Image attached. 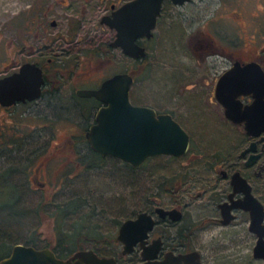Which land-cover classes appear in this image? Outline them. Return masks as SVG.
Segmentation results:
<instances>
[{"label":"flooded vegetation","instance_id":"flooded-vegetation-1","mask_svg":"<svg viewBox=\"0 0 264 264\" xmlns=\"http://www.w3.org/2000/svg\"><path fill=\"white\" fill-rule=\"evenodd\" d=\"M61 1V4L66 7H73L74 5L71 0ZM75 1L82 6L81 8L85 13H88L93 7L91 3L96 0ZM131 1L136 0L99 1L105 5L104 13L98 14L101 24L99 27L106 28L109 31V37L98 38L95 36V38H92L95 31L91 29L88 38H66L64 42L66 41L69 46H72L71 51H64L61 48L63 45H55L54 57H48L46 47L39 46L36 48L32 45L30 48L31 56L34 55L32 60L28 58L21 63L12 65L13 70L10 73L0 76L1 78L19 71L21 65L27 62H34L43 71L45 83L40 97L32 101L18 102L12 104V106L0 103V112L23 105L29 106L32 110L33 118L37 122L33 127L36 136L27 145L20 146L23 130L19 127V124L13 125L12 145L9 146H14V150L11 149L9 152H13L18 164L22 163L21 168L30 167L32 169L31 174H29V171L27 172V187H24L22 191L35 194L41 193L42 195L56 193L52 196L55 199L52 200L53 209L51 212H53L52 215L55 216L57 221L60 220V224H64L62 231L60 229L54 233L55 237L52 242L47 241L35 229L31 232L33 240H29L27 243L25 240L17 243L13 242L11 248L7 251L0 248V261L12 256L14 246L23 244L28 247H35L37 250L49 249L55 257L62 261L61 264H94V260L97 258L96 255L105 260L104 264L164 263L173 257L187 255L192 252H199L198 256L201 264H210L203 250L206 248L205 241L208 236L235 242L242 239H251L252 256L253 259L255 258V246L260 235L264 233V130L258 135L248 134L246 122L235 123L231 120L225 114L227 107L218 100L216 88L220 77L235 62H240L244 66L246 63L258 61L264 68V57L257 55L246 58H228L222 71L214 74L213 81L207 91L209 95L207 98L213 106L210 110L216 109L215 111L220 116L218 119L216 116L217 122L215 123L219 132L213 131V137L209 136L203 142L202 149L197 147V143L195 144L196 138L191 133L192 131H189L190 129L186 127L184 121L177 117L174 111L162 109L160 106L146 103L137 96H133L136 76L129 71L116 72L112 76L119 73L131 74L134 78V84L130 91L132 104L153 108L157 117L159 114H171L187 130L191 139L187 153L183 156L160 155L149 157L137 169L133 164L123 162L117 157L103 156L89 143V130L98 123L96 120L97 115L108 104L93 95H84L82 91L100 89L102 83L112 78V76L95 79L90 70H81L82 58H107L110 60L123 55L124 58L135 62L144 61L150 55L149 45L152 40H155L156 31L164 18L167 4L170 3L173 7L184 8L195 0L176 5L172 0L162 1L161 13L158 16L154 35L151 38L144 36L137 39V43L147 51L144 59L131 58L123 52V48L115 46L113 43L117 38V30L109 27L104 22V20L112 17L114 12L120 9L121 6L131 3ZM258 11L260 12V9ZM245 18V21H248L246 16ZM211 19H214V17H211ZM239 19H243L242 14ZM34 22L35 24L27 30L30 35L38 28L36 21ZM237 24L242 26L240 22H237ZM254 24H257L259 28H264L263 22L255 21ZM51 25L58 26V21L53 20ZM77 46H81L79 47L81 53L74 50ZM88 52L93 57L88 55ZM236 89L227 87L222 92L231 95L236 93ZM254 99L252 93H242L237 97V101L242 103L244 107L252 104ZM52 104L58 107V111H74L72 114L82 115L80 134H73L69 139L71 138L73 143L82 142L84 145L78 148L73 146L71 150L63 153L66 164H68V160L72 161L71 154H76L80 160L78 161L79 166L85 165L86 161H81L83 159L82 155L90 154L89 157L95 156L99 160L112 159L114 163H120L129 169L133 189L131 208L119 216V220L112 228L101 231L97 226L96 228L90 227V229L78 230V227L74 229L64 220L79 212L81 205H77L79 201L73 199L72 191L80 186L74 185L73 189L72 180L66 179L69 176L68 172L63 174V178L70 180V183L68 181L66 183L64 179L63 183L59 185L55 173H52L50 164L51 159L54 157L51 154L53 133L50 108ZM3 131L2 129V134H0V160L7 158L6 143L11 141ZM161 157L178 162L179 167L172 170L171 174L161 176L155 174L156 170L149 169L148 166L150 162L159 160ZM25 162L29 165L27 166ZM31 163L35 164L30 166ZM143 170L144 172L141 173ZM138 172L141 173L140 176ZM139 177L148 180L146 192L139 191ZM59 189L72 192L66 193L67 198L61 203L56 198L61 191L58 192ZM6 192H10V188ZM172 211L175 213L172 214ZM100 213L103 215L102 212L95 211V213L81 216L80 219L83 220L84 227H89L87 221L96 222L100 219L96 218ZM143 213L146 214L145 220H140V215ZM129 219L140 220L138 221L140 230L136 233V243L133 251L127 254L124 253L126 243L119 238V235L122 225ZM38 222H40V219ZM142 227L145 228V231L141 230Z\"/></svg>","mask_w":264,"mask_h":264},{"label":"rangeland","instance_id":"rangeland-1","mask_svg":"<svg viewBox=\"0 0 264 264\" xmlns=\"http://www.w3.org/2000/svg\"><path fill=\"white\" fill-rule=\"evenodd\" d=\"M99 1L105 0L94 1L91 3V11L85 13L75 0H71L74 2L73 7L63 6L61 0H0V76L10 73L13 70L12 65L28 58L32 60V45L36 48L46 47L48 57H54L55 45H63L61 48L64 51H71L72 46L64 42L66 38H88L91 29L95 31L92 38L109 37V31L99 27L101 24L98 14L105 11V5ZM262 1L195 0L184 8L173 7L168 3L155 40L149 45L150 55L146 57L145 63L126 59L123 55L110 60L82 58L81 70H90L95 79L110 77L121 71L135 74L137 83L133 96L162 109L174 111L189 131H192L197 147L202 149L203 142L209 136L213 137L214 132H219L215 123L216 116L217 119L220 116L216 109L210 110L213 106L207 98L214 74L222 71L228 58L257 55L264 57V28L254 24L255 21L264 23ZM241 14L242 20L239 19ZM245 16L248 21H245ZM53 20L58 21V26L51 25ZM34 21L38 28L30 35L27 30L35 24ZM79 47L81 46L74 50L81 53ZM50 111L53 133L51 154L54 156L50 161L52 173H55L59 185L65 179L63 174L68 172L66 179L72 180L73 189L74 185L80 186L72 191L73 199L79 201L77 205H81L79 212L67 220L64 217V220L72 228L78 227V230L97 226L101 231L112 228L119 216L131 208L133 189L128 167L114 163L112 159L102 161L95 156L89 157L90 154L82 155L81 161L86 162L81 167L76 154H71L73 159L66 164L63 153L73 148L69 137L80 134L82 115L72 114L74 111H58L54 104ZM33 116L32 110L26 105L13 107L8 111L2 110L0 134L3 129L4 134L11 140L13 125L19 124L23 130L20 146L27 145L36 136L33 132L36 122ZM82 144L81 142L79 146ZM9 145H12V140L6 143L8 159L0 160V195L8 194L5 202L17 200V207H6L4 212L0 208V241L13 239L17 243L29 240L31 232L36 229L47 241L52 242L54 233L60 229L62 231L64 227L51 212L52 200L55 199L52 196L56 193H47L45 196L22 191L27 187V172L31 174L32 169L20 167L22 163L18 164L13 152H9L14 150V146ZM34 164L31 163L30 166ZM148 167L161 176L171 174L172 170L179 167V163L161 157L150 162ZM141 173L138 172V175ZM147 184L146 178L139 177L140 192H146ZM4 187L6 190L10 188V192L2 190ZM72 192L61 190L56 198L61 203L67 198L66 193ZM95 211L102 212L103 215L100 213L96 216L100 218L96 222L87 221L89 227H84L81 216ZM219 239L208 236L205 241L204 255L210 264H264L263 260L253 259L251 239L238 242Z\"/></svg>","mask_w":264,"mask_h":264},{"label":"water","instance_id":"water-1","mask_svg":"<svg viewBox=\"0 0 264 264\" xmlns=\"http://www.w3.org/2000/svg\"><path fill=\"white\" fill-rule=\"evenodd\" d=\"M163 0H136L120 7L112 17L104 20L109 27L117 30L113 43L123 48L128 56L144 59L145 48L137 43L138 37L154 35L161 13ZM184 4L189 0H172ZM216 93L218 100L226 108L225 114L237 122H246V130L258 135L264 130V68L257 62L241 65L240 62L227 69L218 80ZM45 83L42 69L34 62L24 63L21 69L0 78V103L12 106L23 101L40 97ZM134 78L129 73H119L105 80L100 89L82 91L93 95L108 106L97 115V124L89 130L91 146L103 156H113L123 162L133 164L138 169L149 157L160 155L183 156L190 145V136L185 128L170 114H159L151 107L133 105L130 91ZM236 89V93L226 95L225 88ZM252 93L254 102L246 107L237 101L239 94ZM174 214L175 212H171ZM146 214L140 215L145 220ZM129 219L121 229L119 238L126 243L124 253H131L139 232L138 221ZM139 227V228H138ZM141 230L145 231L142 227ZM13 254L0 264H61L49 249L37 250L32 246L18 244ZM82 254V253H81ZM79 254L80 256H82ZM199 252L176 256L164 263L145 264H201ZM94 264H104L105 260L96 255ZM254 257L264 261V233L255 246ZM48 260V261H47Z\"/></svg>","mask_w":264,"mask_h":264},{"label":"trees","instance_id":"trees-1","mask_svg":"<svg viewBox=\"0 0 264 264\" xmlns=\"http://www.w3.org/2000/svg\"><path fill=\"white\" fill-rule=\"evenodd\" d=\"M147 58H145V60H146ZM145 60L143 61V63H145ZM136 83H137V81H136ZM84 143H86V142H84ZM79 144H81V143H73V145L74 146H76L75 148H78V147H80L79 146ZM82 145H84V144H82ZM103 161V160H102ZM2 190H5V192L7 191L6 189H5V187H4V189H2ZM1 190V191H2ZM7 195L8 194H5V193H3V194H1L0 195V202H1V200H4V202H1V205H0V208H2V212H4L5 210V208L6 207H15L16 206V204H15V202H13V201H10V202H5V199L7 198ZM9 197V196H8ZM17 207V206H16ZM15 207V208H16ZM8 239H9V237H8ZM31 239V238H30ZM29 239V240H30ZM29 240H25L26 241V243L27 242H29ZM11 242H13V239H11V240H7V241H3V239H2V241L0 242V248H3L5 251H7L8 249H10L11 247V245L13 244H11Z\"/></svg>","mask_w":264,"mask_h":264}]
</instances>
